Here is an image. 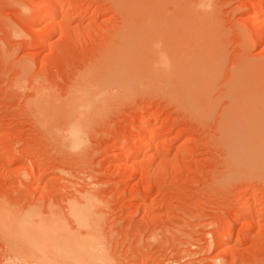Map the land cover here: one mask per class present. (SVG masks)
<instances>
[{"label": "rangeland", "instance_id": "obj_1", "mask_svg": "<svg viewBox=\"0 0 264 264\" xmlns=\"http://www.w3.org/2000/svg\"><path fill=\"white\" fill-rule=\"evenodd\" d=\"M128 1L0 0V264H264V37L252 26L255 10L264 28V0ZM121 26L124 52L139 59L115 72L100 56ZM162 53L181 76L159 72ZM196 66L212 77L205 88L188 75ZM182 80L194 96L175 91ZM77 84L100 99L71 148L64 109ZM37 90L51 96L47 121ZM61 240L75 252L60 253ZM30 242L57 252L38 255Z\"/></svg>", "mask_w": 264, "mask_h": 264}, {"label": "bare ground", "instance_id": "obj_2", "mask_svg": "<svg viewBox=\"0 0 264 264\" xmlns=\"http://www.w3.org/2000/svg\"><path fill=\"white\" fill-rule=\"evenodd\" d=\"M51 1V0H50ZM128 1V0H127ZM131 1V0H130ZM138 1V0H137ZM161 0H159L158 1V5H159V2H160ZM163 1V0H162ZM161 1V2H162ZM119 2H121V1H119ZM118 2V3H119ZM129 2V1H128ZM165 2H167V1H165ZM204 3H205V1H203ZM203 2H202V5L201 6H203ZM56 3V2H55ZM62 3L63 2H61V3H59V5L61 4L62 5ZM123 3L124 2H121L120 4H119V10H121V11H119L122 15L124 14L123 13V10H124V5H123ZM130 3H134L133 1H131ZM53 4H54V2H53ZM128 4V3H127ZM154 4V3H153ZM201 4V3H200ZM208 4V3H207ZM59 5H57V7L59 6ZM130 4H128V6H129ZM134 6L135 5H137V4H133ZM132 5V6H133ZM155 5V4H154ZM163 5H164V3H163ZM63 6V5H62ZM155 6H157V4L155 5ZM64 7V6H63ZM71 7V6H70ZM55 7H54V5L53 6H49V8H48V10H47V12H46V14L43 16V20L45 21H47L48 23H52L54 20H55V17H56V14H55ZM62 8V7H61ZM134 8V7H133ZM137 8V7H136ZM153 8V7H152ZM156 8V7H155ZM161 9V8H160ZM118 10V9H117ZM129 10V9H128ZM137 10H139V9H137ZM143 10V9H142ZM141 10V13H143V11H145V9L142 11ZM152 10V9H151ZM131 12V11H130ZM157 12V11H156ZM138 13V12H137ZM137 13H135V14H137ZM131 14V13H130ZM129 14V15H130ZM144 14V13H143ZM155 14V13H154ZM157 14V13H156ZM68 15V14H67ZM121 15V16H122ZM126 15H127V13H126ZM162 15V14H161ZM164 15V14H163ZM253 18H254V21H253V24H252V26L255 28V32H256V35H257V39H258V41L259 40H262L263 39V37H264V28H263V25H262V19L260 18V17H258L257 16V14H256V12H255V10L253 11ZM62 16H63V14H62ZM128 16V15H127ZM132 16V15H131ZM141 16H142V14H141ZM144 16H146V15H144ZM149 16V15H148ZM155 16V15H154ZM166 16H168V15H166ZM69 16H65L64 15V19H66V18H68ZM133 17V16H132ZM153 17V16H152ZM125 19V17H123L122 16V19ZM154 18V17H153ZM156 18V17H155ZM128 19H130V18H128ZM142 19H144V17L142 18ZM157 19V18H156ZM156 19H154V20H156ZM161 19H162V17H161ZM69 20V19H68ZM127 20V19H126ZM148 20V19H147ZM164 20V19H163ZM43 21V22H44ZM68 22V21H67ZM125 23V22H124ZM48 25V24H47ZM122 25H123V28H125L124 27V24L122 23ZM136 25V24H135ZM145 25V24H144ZM163 25V24H162ZM125 26L127 27V25L125 24ZM130 27H131V25H130ZM123 28H122V26H121V30H122V32H120V31H118L120 34H121V36H120V38H118V40H119V43H117L116 44V46L115 45H113V47H112V45L111 46H107L108 48H107V50L104 52V54L103 55H101L100 56V58L101 57H103L102 59H103V62H102V64H100V65H103V66H107V67H113V69H114V71L116 72V67H120V68H122L123 66H124V57H125V59L126 58H128V60L130 59L129 57L131 56H129V54H131L129 51H128V49L126 50V47H125V52H124V45L126 46V44H124L125 42H124V38H125V40H127V35H128V29H125L127 32L126 33H124V31L125 30H123ZM129 28V27H128ZM130 29V28H129ZM137 29V28H136ZM140 29V28H139ZM144 29V28H143ZM152 29V28H151ZM138 30V29H137ZM156 30V29H155ZM158 30V29H157ZM148 32V31H147ZM131 33V32H130ZM120 34H118V35H120ZM125 35V36H124ZM170 35V34H169ZM119 37V36H118ZM131 37V36H130ZM129 37V38H130ZM150 37H152V36H150ZM159 38V37H158ZM120 39L122 40L121 42H120ZM166 39V38H165ZM117 40V39H116ZM132 40H134V39H132ZM131 39H130V41H132ZM142 40V39H141ZM140 40V41H141ZM160 39H158V41H159ZM164 40V39H163ZM41 41H43L44 42V40L43 39H41ZM41 41H40V44H43V43H41ZM128 41V40H127ZM129 41V42H130ZM134 41H137V40H134ZM126 43H128V42H126ZM131 43V45L133 44V43H135V42H130ZM137 43V42H136ZM141 43V42H140ZM139 44V43H138ZM142 44V43H141ZM140 44V45H141ZM144 44V43H143ZM160 44V43H159ZM178 44V43H177ZM130 45V46H131ZM135 45V44H134ZM160 45H162V44H160ZM127 46H128V44H127ZM133 47H135V46H133ZM136 47H137V44H136ZM136 47H135V49H136ZM165 47V46H164ZM130 48V47H129ZM139 48V47H138ZM134 49V50H135ZM145 49V48H144ZM133 50V51H134ZM138 50V49H137ZM128 51V52H127ZM131 51H132V49H131ZM173 51V50H172ZM137 52V51H136ZM135 52V53H136ZM179 52V51H178ZM124 53H125V55H124ZM127 53H129V54H127ZM135 53H134V55H135ZM160 53V52H159ZM164 53H165V50H164ZM171 52H169L168 54H170ZM163 54V53H162ZM167 53H166V56L168 55ZM133 55V56H134ZM159 55V54H158ZM174 54H172V56H173ZM177 55V54H176ZM129 56V57H128ZM133 56H131V58L133 57ZM165 56V54H163V55H161L160 56V60H159V65H158V69L160 70L159 72H161L162 74H170V71H172V68H173V66H175V65H177L176 63H178L177 61H176V63L174 64V65H172L171 64V62H170V58H171V55H168L167 57ZM134 57H137V56H134ZM133 57V58H134ZM157 57V56H156ZM156 57H155V60H156ZM185 57V56H184ZM132 58V59H133ZM153 58V57H152ZM137 59H139L138 57H137ZM154 59V58H153ZM172 59V58H171ZM185 59V58H184ZM191 59V58H190ZM195 59V58H194ZM127 60V59H126ZM200 60V59H199ZM198 60V61H199ZM129 61H131V59L129 60ZM133 61V60H132ZM137 61V60H136ZM156 61H158V60H156ZM155 61V63H157ZM175 61V60H174ZM183 61V60H182ZM141 62H143V61H141ZM140 62V63H141ZM193 62V61H192ZM191 62V63H192ZM136 63V62H135ZM139 63V65H142V63L140 64ZM149 63V62H148ZM173 63V62H172ZM180 63V62H179ZM182 63V62H181ZM180 63V64H181ZM179 64V65H180ZM184 66H186L187 64L185 63V62H183L182 63ZM186 64V65H185ZM190 64V63H189ZM193 64V63H192ZM192 64H190V65H192ZM200 63H196V64H194V65H199ZM131 65V64H130ZM136 65V64H135ZM147 65V64H146ZM193 65V66H194ZM122 66V67H121ZM138 66V65H137ZM95 67V66H94ZM115 67V68H114ZM125 67L127 68L126 70H129L128 69V67L125 65ZM139 67V66H138ZM187 67V66H186ZM195 67V66H194ZM197 67V66H196ZM205 67V66H204ZM204 67H197V68H195V70H193V71H195L194 73H192V74H188L189 76H190V78L191 77H193V78H197V80H195V79H192V81H193V83H194V81H195V83H201V87L200 88H205L206 87V84H207V78L208 79H210L211 81H212V77L210 78V77H207L208 76V73L205 71V68ZM153 68V67H152ZM151 68V69H152ZM157 68V67H156ZM177 68H179V67H177ZM177 68H174V71L175 72H177L176 70H179V69H177ZM98 69V68H97ZM97 69H95V70H97ZM139 69H141V67L139 68ZM143 69H144V67H143ZM149 69V68H148ZM176 69V70H175ZM186 69V68H185ZM90 70V69H89ZM88 70V71H89ZM95 70H94V72H95ZM122 70V69H121ZM131 70V69H130ZM147 70V69H146ZM189 70V69H188ZM93 71V70H92ZM103 71V70H102ZM105 71V70H104ZM133 71V70H132ZM138 71V69L136 70V72ZM179 71H181V70H179ZM190 71H191V69H190ZM117 72H119V69L117 70ZM128 72V71H127ZM142 72V71H141ZM147 72V71H146ZM173 72V71H172ZM175 72H173L172 73V77H173V74L175 73ZM197 72H199V73H201V80H199V82H198V77H195V76H192L193 74H195V75H197L198 73ZM96 73H98V72H96ZM123 73H124V71H123ZM131 73V72H130ZM143 73H144V75L142 74V77L143 76H145V72L143 71ZM161 73H160V75H161ZM181 73H182V71H181ZM207 75H206V74ZM87 74V73H86ZM91 75H93V72L92 73H90ZM120 74V73H119ZM185 74H187V73H185ZM206 76H205V75ZM89 75V73L87 74V76ZM94 75H96L95 73H94ZM94 75H93V78H94ZM126 75V74H125ZM139 75V77H141L140 76V74H138ZM138 75L137 76H135V78L136 77H138ZM149 75V74H148ZM151 75V74H150ZM180 74H179V72L177 73V75H175L174 74V76H179ZM184 75V74H183ZM87 76H86V78H87ZM181 76V75H180ZM92 77V76H91ZM91 77L90 76H88V78H89V80L91 79ZM138 77V78H139ZM153 77H155V76H153ZM169 77V76H168ZM86 78L85 77H83L82 79H85L86 80ZM129 78H130V76H129ZM134 78V79H135ZM174 78V77H173ZM179 78V77H178ZM178 78H175V80L176 79H178ZM181 78H185V77H181ZM190 78L188 77V82L190 81ZM115 79V78H114ZM126 79V78H125ZM157 79V78H156ZM158 79H159V77H158ZM158 79H157V81H158ZM163 79V78H162ZM161 79V80H162ZM170 79V78H169ZM180 79V78H179ZM89 80H88V82H89ZM102 80V79H101ZM121 80V79H120ZM137 80V79H136ZM172 80V79H171ZM174 79H173V81H175ZM184 80H187V78L186 79H184ZM184 80H182L184 83L182 84L181 83V86L183 87V88H178V90H176L175 89V91H179V90H182V89H184V84L186 83ZM83 81V80H82ZM162 81H164V79L162 80ZM178 81V80H177ZM176 81V82H177ZM181 81V80H180ZM180 81L178 82L179 84H180ZM197 81V82H196ZM84 82H86V81H84ZM88 82H86V85H85V87L87 86V88H88V85H87V83ZM90 82H92V80L90 81ZM94 82V81H93ZM165 82V81H164ZM164 82H163V84H164ZM251 82V81H250ZM162 83V82H161ZM178 83H176V85H179ZM210 82H209V80H208V84H209ZM79 84V83H78ZM77 84V87L76 88H74L73 90H72V96H71V100L68 102V104H67V108L66 109H64V113L66 114V119H67V121H66V131H67V135H66V144L68 145V146H70L71 148L73 147H78V145L79 144H81V142H82V140H83V137H82V134L84 135V132L82 133V128H84L83 127V125H85L86 126V123H87V117H88V115L87 114H89L88 113V110H91V107H94L98 102H99V95H92V97H90V94H89V89H87V88H85V87H83L82 85H78ZM171 85H172V83H170ZM207 84V85H208ZM169 85V84H168ZM191 85V84H190ZM193 85V84H192ZM197 85V84H196ZM200 85V84H199ZM211 85V84H210ZM251 84L249 83V86H250ZM125 86V85H124ZM186 86H187V83H186ZM186 86H185V88H186ZM249 86H247V88H249ZM252 86V85H251ZM39 87V86H38ZM95 87V86H94ZM188 87V86H187ZM190 87V86H189ZM188 87V88H189ZM197 87H199L198 85H197ZM196 87V88H197ZM210 87V86H209ZM112 88V87H111ZM175 88H176V86H175ZM191 88V87H190ZM233 88V87H232ZM232 88H230L229 90H230V92L232 93V97L234 96V97H236L237 95H235V93L234 92H232L233 90H232ZM45 89V88H44ZM210 89H212V88H210ZM42 90V89H41ZM189 90H191V89H189ZM192 90H194V89H192ZM191 90V91H192ZM198 90V89H197ZM196 90V91H197ZM202 90V92L206 95V91H207V89H206V91L204 90V89H201ZM240 91H241V89H239ZM251 90V89H250ZM38 91V90H37ZM186 90H182V92H183V94H182V92L180 91V93H181V95H186V94H188V93H185L184 94V92H185ZM191 91H190V93H191ZM205 91V92H204ZM210 91V90H209ZM187 92V91H186ZM194 92V91H193ZM200 91L198 90V93H199ZM201 92V94H202V96L204 95L203 93ZM237 92H238V90H237ZM242 92V91H241ZM240 92V93H241ZM243 92H245L246 93V91L244 90ZM248 92H249V90H248ZM252 92V91H251ZM106 93V92H105ZM190 93H189V95H187V96H191L192 94V96H194L196 93H191V95H190ZM197 93V94H198ZM37 94V96L35 97V99L37 100V108H36V115L41 119V120H44V121H47L48 120V115L49 114H46V110H45V106H46V104H47V102H49L50 101V95L48 94V93H45L44 91H38V93H36ZM89 94V95H88ZM207 94H208V92H207ZM237 94V93H236ZM238 94H239V92H238ZM252 94V93H251ZM251 94H249V96L251 95ZM264 94V93H263ZM230 95V94H229ZM248 95V94H247ZM247 95L245 94V95H243V96H245V97H247ZM207 97H208V95H206ZM206 96H204L205 98H206ZM238 96H240V95H238ZM237 96V97H238ZM233 97V99H237V98H234ZM241 97V96H240ZM252 97V96H251ZM254 97V96H253ZM53 98V97H52ZM209 98V97H208ZM34 99V100H35ZM242 97H241V100H240V98H239V100L241 101V102H243L242 101ZM246 99H248V98H246ZM35 100V101H36ZM49 100V101H48ZM238 100V101H239ZM246 102V101H245ZM245 102H243V103H245ZM242 105V104H241ZM246 105V104H245ZM244 105V106H245ZM211 106V105H210ZM96 107V106H95ZM234 107H236V105L234 106ZM239 108H240V110L236 107V109H238L237 110V112H241V107L242 106H238ZM232 109V108H231ZM231 111V110H230ZM92 112V111H91ZM227 112V111H226ZM229 112V111H228ZM227 112V113H228ZM232 113H233V110H232ZM232 113H229L228 115L229 116H231L230 117V119H229V121L228 122H232V124H233V122H235L236 121V123H237V121H239V119H237V118H235L236 120L234 121V119H233V121H230L231 119H232V116H233V114ZM232 114V115H231ZM236 114V113H235ZM234 114V115H235ZM54 115V114H53ZM237 115H239L238 113H237ZM234 117V116H233ZM236 117V116H235ZM239 117H240V115H239ZM149 118H151V117H149ZM153 118V117H152ZM228 119H226V121H227ZM226 123V122H225ZM236 123L233 125V126H236V130L238 131V130H240V128L239 129H237L238 127H237V125H236ZM238 123H240V122H238ZM231 124V125H232ZM241 124V123H240ZM228 125V124H227ZM231 125H229V127H231ZM225 127H226V124H225ZM233 128V127H232ZM85 129V128H84ZM83 129V130H84ZM226 129V128H225ZM229 129V128H228ZM228 129H226L227 131L226 132H228V133H230L229 131H231L232 129L230 128L229 130ZM234 129V128H233ZM233 131V130H232ZM224 132V131H223ZM234 133H235V131H234ZM236 135V134H235ZM234 135V136H235ZM142 140H148V142L150 141V136L148 135V131H147V129H145L143 132H142ZM236 137V136H235ZM234 137V139H236ZM226 138H228V136L226 137ZM230 138H233V136H229V138H228V140L230 141H232V140H234V139H230ZM226 142V141H225ZM264 145V144H263ZM149 152V151H148ZM147 151L146 150H143L142 152H141V154H140V156L139 157H141L137 162H142V160H144L146 157H147ZM6 158V157H5ZM6 160H7V158H6ZM9 160V159H8ZM129 167V166H128ZM127 169V168H126ZM33 175H34V173H33ZM33 175H30V177L32 178L33 177ZM43 178V177H42ZM33 179V178H32ZM33 181V180H32ZM253 203L252 204H256V202H257V197H256V194H254L253 195ZM252 204H251V207L250 206H248V207H246L245 209H244V216H243V218L241 219V220H237V221H235V222H237L238 224H240L241 222H243V221H245V220H248L249 219V216H250V209L252 210L253 208L252 207H254V205L252 206ZM80 207V206H79ZM73 209V208H72ZM73 210H75V208L73 209ZM261 212V211H260ZM76 213V212H75ZM78 217H80V216H78ZM76 218H77V216H76ZM50 220V219H49ZM80 220V219H79ZM52 223V224H51ZM45 224H49L48 226H53V222H51V221H47V223H45ZM51 224V225H50ZM236 224V223H235ZM45 227L48 229V231H51L52 230V227L51 228H48L46 225H45ZM61 228V227H60ZM250 228H251V226H250ZM250 228H248V230H250ZM53 229H54V227H53ZM252 229V228H251ZM57 231H58V229L57 230H55V231H51L53 234H51L50 232H47V234H48V237L49 238H53V239H55V237H57L56 239H58V238H60V236H61V234H59V233H61V231L60 232H58L57 233ZM252 231V230H251ZM250 232V231H249ZM59 235V237L57 236V235ZM65 236V235H64ZM68 238H66L68 241H70L71 239H69V236L68 235H66ZM71 237V236H70ZM61 238H63V237H61ZM75 237H73L72 236V239H74ZM222 238H224V236L223 235H220V236H218L217 237V243H220V240L222 239ZM62 241V240H61ZM68 244L67 246H66V243ZM64 241H62V244H63V242L65 243L64 245H65V247L64 246H62V245H60V247L62 246L63 247V249L60 251V253L63 251H66L67 249L66 248H68V251L72 248V247H75L76 245L75 244H73V246L72 247H69V243H68V241H66V240H64ZM52 242V241H51ZM54 242L55 241H53V244H54ZM58 242H59V240H58ZM31 243V242H30ZM50 243V242H49ZM59 243H61V242H59ZM29 246V248H34V250H35V252L37 251L38 252V255H50V252H52V253H54V254H56V252H57V250H55V249H57V248H54V246L53 247H50L51 246V243H50V245H48L46 242H45V244H43L42 246H40V245H38V244H30V245H28ZM49 246V247H48ZM57 245H55V247H56ZM59 246V245H58ZM47 248H48V250H47ZM49 248H54L52 251L49 249ZM77 248V247H76ZM76 248H72L68 253H62V254H69L71 251H72V253L73 252H75V250L74 249H76ZM94 248H95V246H94ZM59 249V248H58ZM93 250H91V251H85V252H82V254L83 255H88L89 257H90V255L92 254L91 252H92ZM96 251V250H95ZM58 253H59V251H58ZM36 254V253H35ZM95 254H97V253H95ZM95 254H92V255H94L95 256ZM31 255V254H30ZM58 255V254H57ZM70 255V254H69ZM69 255H66V256H69ZM98 255H100V252L98 253ZM63 256V255H62ZM74 256V255H73ZM97 256V255H96ZM46 258V257H45ZM57 260H59L58 259V257L56 258ZM43 261H45L43 264H52L53 262H49L48 260H44L43 259ZM52 261H54V260H52ZM62 261V260H61ZM86 261V260H85ZM91 261H93L92 259H91ZM42 262V261H41ZM86 263V262H85ZM94 263H95V261H94ZM97 264V263H96Z\"/></svg>", "mask_w": 264, "mask_h": 264}]
</instances>
